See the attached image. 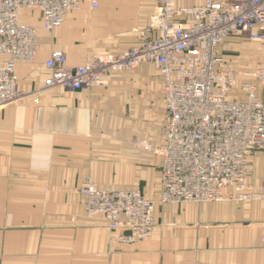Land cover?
<instances>
[{"label": "crops", "instance_id": "0c3cea01", "mask_svg": "<svg viewBox=\"0 0 264 264\" xmlns=\"http://www.w3.org/2000/svg\"><path fill=\"white\" fill-rule=\"evenodd\" d=\"M90 1L52 32L36 10L22 15L41 47L33 61L15 63L26 95L0 108V264H264L259 200L157 203L155 229L132 243L112 239L104 224L85 216L78 192L84 177L157 199L161 158L142 142L160 146L166 122L160 75L150 63L108 74L91 89H43L52 48L76 66L138 46L156 4L95 0L91 8ZM5 58L0 54V62Z\"/></svg>", "mask_w": 264, "mask_h": 264}, {"label": "built area", "instance_id": "2783aa9c", "mask_svg": "<svg viewBox=\"0 0 264 264\" xmlns=\"http://www.w3.org/2000/svg\"><path fill=\"white\" fill-rule=\"evenodd\" d=\"M82 2L0 0V54L6 56L0 62V108L26 95L18 89L15 63L33 61L41 47L37 29L21 19L24 12H39L42 28L52 32ZM155 3L138 46L95 54L76 66L67 64L62 49L52 48L43 89H91L108 74L152 64L166 112L164 140L158 147L146 141L142 146L161 158L158 202L260 200L264 205V174L256 188L247 181L256 155L264 168V0ZM90 7L97 8V2L91 0ZM228 38L257 44L254 67L238 70L222 55L220 46ZM78 192L85 216L104 224L114 240L132 243L156 227L154 203L140 191L103 190L84 177ZM262 230L264 244V221Z\"/></svg>", "mask_w": 264, "mask_h": 264}, {"label": "rangeland", "instance_id": "374dc122", "mask_svg": "<svg viewBox=\"0 0 264 264\" xmlns=\"http://www.w3.org/2000/svg\"><path fill=\"white\" fill-rule=\"evenodd\" d=\"M220 52L225 58L230 60L238 70L251 69L256 65L259 56L258 46L256 43L239 38L226 39L220 46ZM263 174H264L263 161L259 157V155H256L252 159L251 169L248 174L247 181L253 185V188H256L259 185ZM86 178L93 181L90 177H86ZM242 202H247V201H242Z\"/></svg>", "mask_w": 264, "mask_h": 264}, {"label": "bare ground", "instance_id": "6f19581e", "mask_svg": "<svg viewBox=\"0 0 264 264\" xmlns=\"http://www.w3.org/2000/svg\"><path fill=\"white\" fill-rule=\"evenodd\" d=\"M21 19H22V17H21ZM67 57V56H66ZM133 69H135V68H133ZM133 69H131V70H133ZM131 70H125V71H131ZM17 82H18V79H17ZM143 147V146H142ZM144 148V147H143ZM145 149V148H144ZM147 150V149H146ZM150 151V150H149ZM152 152V151H151ZM260 157V156H259ZM261 158V157H260ZM263 161V160H262ZM90 182H92V184L93 185H95V186H97L93 181H91V180H89ZM98 188H101V187H99V186H97ZM101 189H103V190H108V191H111V190H119V191H126V190H137V189H128V188H125V189H108V188H101ZM137 191H139V190H137ZM142 194V193H141ZM159 194V193H158ZM81 195V194H80ZM82 197H83V199H84V196L83 195H81ZM142 197L145 199V200H148V199H146L143 195H142ZM149 201H151V200H149ZM226 201H228V200H226ZM230 201V200H229ZM260 201V200H259ZM151 202H153L154 203V207H155V204L158 202V195H157V199H156V201L154 202V201H151ZM262 202V201H261ZM83 203H84V201H83ZM160 204H166V203H160ZM153 215H154V208H153Z\"/></svg>", "mask_w": 264, "mask_h": 264}]
</instances>
